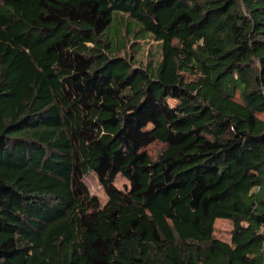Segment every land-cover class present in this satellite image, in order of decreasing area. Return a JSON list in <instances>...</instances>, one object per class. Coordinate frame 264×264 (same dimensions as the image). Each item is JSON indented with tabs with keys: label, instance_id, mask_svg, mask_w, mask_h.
Wrapping results in <instances>:
<instances>
[{
	"label": "trees",
	"instance_id": "1",
	"mask_svg": "<svg viewBox=\"0 0 264 264\" xmlns=\"http://www.w3.org/2000/svg\"><path fill=\"white\" fill-rule=\"evenodd\" d=\"M0 264H264V0H0Z\"/></svg>",
	"mask_w": 264,
	"mask_h": 264
},
{
	"label": "rangeland",
	"instance_id": "2",
	"mask_svg": "<svg viewBox=\"0 0 264 264\" xmlns=\"http://www.w3.org/2000/svg\"><path fill=\"white\" fill-rule=\"evenodd\" d=\"M139 44L144 45L142 41ZM151 44H153V47L156 46L153 42H151ZM142 55L145 56V54H139L138 55L139 58L140 56L144 57ZM162 149L163 147L158 144L150 148V153L154 157H156L162 151ZM84 183L89 189L91 195L97 197L102 205L106 204L108 200L107 195L103 187L100 185L99 180L95 174L91 173L88 176H86L84 178ZM116 186L119 189H125L126 186L129 187V183L123 177L120 176L116 181ZM232 229H233L232 223L229 221H216L215 223V235L218 239L230 241Z\"/></svg>",
	"mask_w": 264,
	"mask_h": 264
}]
</instances>
